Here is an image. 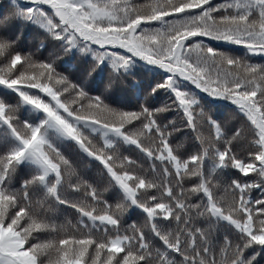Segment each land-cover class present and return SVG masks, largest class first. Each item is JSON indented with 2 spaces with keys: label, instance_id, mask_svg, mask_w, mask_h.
Segmentation results:
<instances>
[{
  "label": "snow or ice",
  "instance_id": "6c2138e0",
  "mask_svg": "<svg viewBox=\"0 0 264 264\" xmlns=\"http://www.w3.org/2000/svg\"><path fill=\"white\" fill-rule=\"evenodd\" d=\"M257 56L264 0L0 4V264H264Z\"/></svg>",
  "mask_w": 264,
  "mask_h": 264
},
{
  "label": "trees",
  "instance_id": "16d2710c",
  "mask_svg": "<svg viewBox=\"0 0 264 264\" xmlns=\"http://www.w3.org/2000/svg\"><path fill=\"white\" fill-rule=\"evenodd\" d=\"M22 2H23V0H22ZM7 3V0H0V4H6ZM234 47H236V46H234ZM254 62H256V63H264V59H261L260 57H255L254 58ZM165 115H168L167 113L165 114ZM173 118H175V117H173V116H169V119H173ZM184 140V137H179V139L177 140V143H179V142H181V141H183ZM190 145H191V142L190 141H186L185 142V147H190ZM125 147H127V146H125ZM125 155H128V153H125ZM135 156H136V153H133V155H132V158H135ZM141 163H144L145 164V167H147V163H145L143 160H141L140 161ZM251 177H255V173H250L249 174ZM188 181H195L197 178L196 177H194V176H191V177H188V178H186ZM242 179H247V178H242ZM249 182H251V181H249ZM187 187H192L193 185H192V183H188L187 185H186ZM253 195L254 196H259L260 195V193H259V191L258 190H256V189H254L253 190ZM71 217H69V219H70ZM217 256H218V258H219V252H217Z\"/></svg>",
  "mask_w": 264,
  "mask_h": 264
}]
</instances>
